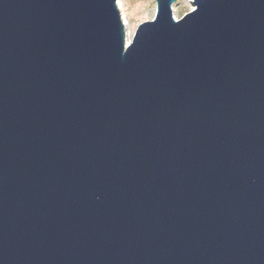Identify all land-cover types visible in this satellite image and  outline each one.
I'll return each mask as SVG.
<instances>
[{
	"label": "water",
	"instance_id": "95a60500",
	"mask_svg": "<svg viewBox=\"0 0 264 264\" xmlns=\"http://www.w3.org/2000/svg\"><path fill=\"white\" fill-rule=\"evenodd\" d=\"M0 0V264H264V0Z\"/></svg>",
	"mask_w": 264,
	"mask_h": 264
},
{
	"label": "rangeland",
	"instance_id": "374dc122",
	"mask_svg": "<svg viewBox=\"0 0 264 264\" xmlns=\"http://www.w3.org/2000/svg\"><path fill=\"white\" fill-rule=\"evenodd\" d=\"M124 4L125 15L132 33L140 23L152 20L156 9L155 0H125ZM191 8L190 0H176L172 5V12L174 17L179 19Z\"/></svg>",
	"mask_w": 264,
	"mask_h": 264
},
{
	"label": "bare ground",
	"instance_id": "6f19581e",
	"mask_svg": "<svg viewBox=\"0 0 264 264\" xmlns=\"http://www.w3.org/2000/svg\"><path fill=\"white\" fill-rule=\"evenodd\" d=\"M124 1L125 0H119L118 1V7H119V10H120L124 25L126 26V42H129L131 40L132 36H133V33H132V30H131L130 25L128 23V20L126 18V15H125V10H124V5L125 4H124ZM190 3H191V7H192V0H190Z\"/></svg>",
	"mask_w": 264,
	"mask_h": 264
}]
</instances>
